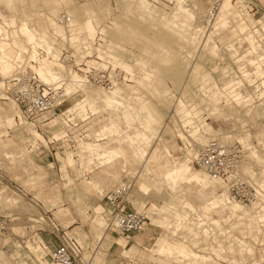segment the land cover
<instances>
[{"label": "rangeland", "instance_id": "374dc122", "mask_svg": "<svg viewBox=\"0 0 264 264\" xmlns=\"http://www.w3.org/2000/svg\"><path fill=\"white\" fill-rule=\"evenodd\" d=\"M135 1L70 0L65 4L58 3V0H0V12L11 15L7 18L1 16L6 18L4 20L11 29L9 43L15 41L14 44L19 45L17 49L11 44L15 54H11L10 49H6L7 53L17 57V53L26 51L29 45L36 42L39 46V41L41 46L51 47L56 53L55 58L50 52L53 59L45 61L55 60L56 63L49 64L52 70L59 71L62 67L65 90L72 94L59 106L58 119L38 120L36 123L28 122L10 100L0 101V250H4L9 257H13L17 250L21 258L26 260H12L13 264H40L33 260V254L26 247L27 241H32L36 234L48 247L44 263L53 264L49 254L63 241L66 232V236L79 240L86 251H95V264H116L118 260L125 264L123 258L115 260L120 251L114 242L121 237L127 240V234H119L109 225L112 210L106 201V194L115 186L130 180L129 203L126 202V206L147 216L144 229L130 233V245L136 252L124 251L120 256L128 258L130 264H264V104H259L260 101L255 99L251 114H246L247 106L239 107L229 97L228 89L224 88L227 81L241 80L243 83L234 82L233 88L242 93L253 92L254 84H250L241 72L245 69L247 72L255 70L249 62V59H254L253 48L243 35L232 37L231 30H237L233 19L240 16L247 28L257 29L254 36L261 47H256L258 50L253 52H258L264 62V0H231L232 8L228 11H235V15H231V21L219 25H213L218 13L214 15L218 1L221 3L223 0H148L152 3V13L148 15L140 13ZM180 5L186 11L180 12ZM62 13L69 16L68 26L72 27V32L68 40L72 45L83 48L84 55L96 53L128 74L130 82L124 80L109 89L117 91L116 96L123 101V107L118 110L105 109L101 98L92 99L95 95L91 90H87V93L84 88L70 84L69 77L75 72L57 60L60 42L52 38L50 31H56L54 26L60 24L55 22L54 17ZM211 13L213 16L209 20ZM163 14L168 19L161 18ZM87 17L94 18L96 32L93 39L86 33L83 24ZM165 20H169L168 23ZM183 20L189 26L183 29L185 31L186 28L185 32L188 33L186 38L182 28H175L178 25L175 21ZM170 21L172 24L169 28ZM22 23L27 27L24 31L20 29L24 26ZM25 30L28 33L26 35ZM31 30L38 35L35 41L31 39L35 35ZM204 32L212 34L209 46L195 47L192 41L194 35L204 38ZM42 33L45 36L47 33V39ZM39 36L45 44H42ZM225 36L233 38L234 47L221 41ZM27 37H31V40ZM87 42L90 46L85 45ZM214 42L217 48L212 49L210 45ZM54 43L57 44L55 49L52 47ZM7 45H4L5 48ZM162 52L168 53L170 58ZM5 57L10 58L8 55ZM142 61L148 63L145 71L139 64ZM191 61L199 67L197 72L195 70L189 75ZM10 66L8 60L4 64L0 63L1 72L9 73ZM147 70L152 73L149 80L144 78ZM262 79L259 77L256 81L260 83ZM66 86H70V91ZM91 87L103 88L95 85ZM260 87L264 89L262 84ZM155 89L161 92L168 89L169 93L160 95ZM176 98H181L187 107H190L189 101L196 106L197 115L193 119L199 125L201 135H192V128L184 127L181 114L175 111ZM227 98L229 101H226ZM77 106L84 107V114L78 108L75 109ZM136 111L141 117L149 119L155 132H150ZM123 115H127L128 122H124L126 126L120 127V130H128L126 135L129 133L128 136L134 140L124 142L126 135L118 131L119 126L115 134L112 130L116 127L110 130L113 134L110 131L107 133L112 136L104 137L107 134L103 133L101 137H95L94 131L104 123H109L111 119L117 121ZM238 116L247 123L242 124ZM161 120L164 122L162 137L158 131ZM32 130H37L43 138L33 135ZM247 133V142L252 148L240 137ZM148 136L149 139L144 142ZM212 138L240 144V172L246 180L244 190L255 194L252 203L242 205L232 200L230 189L221 181L224 186L219 183V187H222L220 193L229 198L225 206L222 203L216 206L196 205L194 202L195 206L190 208L184 204L189 197L175 190L194 187L187 188L178 183L177 188H171L166 179L155 181L160 177L155 175L152 166H149V173L150 169L139 153L141 146L149 153L151 146L162 148L160 143L164 142L169 147L177 148L167 153L169 164L166 167L169 170L175 165V159L181 158L185 162H188L185 158L192 159L190 145L204 144ZM80 141L90 142L91 148L88 152L84 151L87 154L80 148ZM106 143H111L108 144L110 147L103 149ZM115 145L124 150H116ZM43 147L51 148L48 160L42 159L47 151ZM91 149L95 152L98 150V153H90L93 152ZM115 151L120 156L116 161ZM100 153L105 155L99 158ZM68 157H73V164H69ZM62 160L70 165L66 169L73 181L68 186L64 185L67 179L61 177ZM195 167L193 169L200 170ZM101 176H104L105 181ZM141 183L147 184L146 191L140 189ZM56 201L61 202L56 205ZM96 204L102 206L99 211L95 210ZM235 204L237 207L232 208ZM58 205H63L60 214L57 212ZM23 225L24 234L15 229ZM80 231L85 236H80ZM100 232L107 233V236L100 238ZM125 248L128 249V246ZM1 259L0 264H3Z\"/></svg>", "mask_w": 264, "mask_h": 264}, {"label": "built area", "instance_id": "2783aa9c", "mask_svg": "<svg viewBox=\"0 0 264 264\" xmlns=\"http://www.w3.org/2000/svg\"><path fill=\"white\" fill-rule=\"evenodd\" d=\"M54 20L65 27L64 36L50 30L52 38L60 42L57 58L69 69L80 74L84 83L112 88L124 80L130 82L126 72L117 67L113 68L109 63H106L105 67L89 63L90 58L98 61L101 59L96 53L84 55L83 48H76L66 39V34L70 33L69 17L66 14L62 13L54 17ZM56 46L54 43L53 49ZM49 54L43 46L30 47L21 57L14 58L11 72L3 75L0 71V101L13 100L28 122L36 123L38 120L52 117L58 112L59 106L72 96L65 92L62 82L48 84L40 79L36 66L42 58L49 57ZM189 147L194 152L192 163L195 166L203 168L210 176L223 179L233 199L244 204L252 203L255 194L244 190L246 180L240 172V144L212 139L205 144H194ZM43 148L51 153V148ZM124 183L106 194V201L112 210L109 225L119 234L141 231L147 223V216L143 212L127 208L126 204L129 203L127 196L131 186L130 181ZM49 255L54 264H95L93 250L86 251L75 238L65 236Z\"/></svg>", "mask_w": 264, "mask_h": 264}, {"label": "crops", "instance_id": "0c3cea01", "mask_svg": "<svg viewBox=\"0 0 264 264\" xmlns=\"http://www.w3.org/2000/svg\"><path fill=\"white\" fill-rule=\"evenodd\" d=\"M62 2H64L65 4H67V3L70 2V0H60V1L58 0V3H62ZM1 16H5L7 18V17H9L11 15H7V14L5 15V14H2V12H0V43H2L4 45H7V43H8L9 46L7 45V48H5V49H7V50L10 49V50H12L11 51V54H15L14 48H12L11 44L9 43V40H10L9 38H10V35H11V29H10V27H8L7 21L4 20L6 18L1 17ZM226 19L228 21H226ZM231 19H232V17L229 18V16H224V20L221 21V22H219V23L225 24V23L231 21ZM233 20L236 23L235 24V28L237 30L236 31L231 30L232 31V37L237 38V37L243 35V38L249 42V44L251 45V48H253V50L257 51L258 48H256V47H258V46L261 47V44L256 40V38L254 36V33H255V31L257 29L254 31V30H251V29L247 28L246 22H245V20L243 18H241V16L238 17V18H235ZM219 23H217V24L219 25ZM83 24H85L86 31H87L86 33H88L89 36H92V39H93L94 38V35H95V32H96V27H95V24H94V18L93 17H87ZM56 26L57 27L54 26V28L56 30L55 33H57V34H59L61 36H64L65 27L62 26V25H59V26L56 25ZM54 28H52V29H54ZM69 30H70V33H71L72 32V27H69ZM198 30L200 31L199 33H201V29L198 28ZM128 35H130V33ZM134 35H135V32H134ZM203 35H204V38L203 37L200 38L198 36V40L195 41V42H193L195 44L194 45L195 47H197V46L198 47L199 46L200 47H207V46H209L208 41H210V39L212 38L211 32L210 33L209 32H206V33L204 32ZM65 37L68 40L69 33L66 34ZM232 37L231 36L222 37L221 41L223 43L227 44V46H229V47H234V43H232L233 42V38ZM210 47H212V49H215V48H217V44H215V42H214V44L210 45ZM253 50H251V51H252V53L254 55V59H249V62L253 65V67L255 68V70L253 72H247L246 69L244 71L241 70L242 74L247 78L248 82L250 84H254L253 92L246 91L245 93H242L241 91H236L233 88V83L236 82V80L235 81H227L225 83V86H224V88H227L228 89V93L230 94L229 97L231 99H233L235 101V103L237 105H239V107L247 106V113L246 114H249V115L251 114V111H252V109L254 107L253 103L255 102V99L256 100L258 99L260 101L259 104H264V89H262L260 87L261 84L264 86V62H263V60H261L262 59L261 56L260 57L258 56V52H255V51L253 52ZM236 52H237V50L235 49L234 50V53H236ZM254 53H256V55ZM165 59L171 60V59H168V58H165ZM144 62H145V66H146V64H148V63L146 61H144ZM190 66H191V71H190L189 75L190 74H193L195 70H196L195 72H197L199 65H197V67H196L194 65V62L191 61V65ZM145 68L142 67V69L144 71L146 70ZM253 74L255 76H253ZM205 75H207V73ZM151 76H152V73L149 72L148 70L146 72H144V78H146V79L149 80V78ZM259 77L263 78L260 83H258L256 81V79L259 78ZM240 82L243 83L241 80H240ZM240 82L237 81L236 84L237 83L240 84ZM112 91L117 95V91L116 90H112ZM155 91H156V93H158L160 95H162L164 92H165V94L169 93V90L168 89H166L164 92H161L159 89H155ZM226 101H229V98H227ZM126 103L127 104H131L129 102H126ZM189 104H190V107H187V105L184 103V101L181 98H176L175 111H177L178 113L181 114V120H182V123H183L184 127H186V128H189V127L192 128V130H193L192 133H191L192 135H196V134L201 135L200 134V127H199V125L196 124L195 121H194V119H193V116L197 115V111H195L196 110V106L193 103H191L190 101H189ZM263 111H264V109H263ZM255 113L257 114V112H255ZM137 114H138L140 120L145 125H147L149 127L150 132H155L154 131L155 129L150 125L149 119H147L145 117H141L138 112H137ZM126 117H127V115H126ZM237 118L238 119H241L240 116H238ZM127 119H128V117H127ZM239 121L242 124H244V125L247 123V122H245L246 120H244V122L242 121V119L239 120ZM159 123H160L159 124L160 126H158V131H159L160 136L162 137L161 129L164 126V122L161 120ZM179 135L181 137L185 138V136L183 135V133H180ZM160 136L158 135L157 137L158 138H161ZM237 136H240V135H237ZM248 136L249 135L247 133L243 137L242 136H240V137H241V139L243 141H245L246 143H248L247 142L248 141ZM198 138L201 139L200 137H198ZM148 139H149V136H148V138L144 142H147ZM108 144H111V143H106V145H103V149H108L110 147ZM160 144H161L162 148L157 147V146H151V149H150V152L149 153L144 149V147L141 146L139 148V153H140V155L142 157V160L145 162V164L148 166L149 169H150L149 166H152L155 175L160 177V179L155 180V181H159V182L160 181H163L165 179L164 176H166L167 173L170 170H174L175 167H176V162L178 160H181V158H178L177 160L175 159V161H174L175 165L172 168H170L169 170H167V167L166 166H167V164H169V159L167 157V153H171V151H175L177 148H175V147H173V148L172 147H169L167 144H165V142H164V144H162V143H160ZM115 147L119 151L124 150V148L121 147V146L115 145ZM90 148H91V145H90V142H89V144L87 145V148L86 149L88 150ZM249 148H252V146L250 144H249ZM122 153H124V152H122ZM44 154L42 155V159H44V160L47 159L48 160L50 158L49 153L48 152H44ZM69 154H71V152H69ZM147 154L149 155L148 157H147ZM185 159H189V158H185ZM73 160H74L73 157L72 158H69L68 157L69 164H73ZM69 164H66V162H64V160H62V164H61V177L63 179H67L66 182H64V185L65 186H68L73 181L72 178L68 175V172H67V169H66L67 166H70ZM190 165H191L192 176H190L189 178H187L186 181H183L182 182V180H180L179 183L182 186L185 185L188 182L189 183L191 182L190 184L193 185V182L195 183V181H196L195 174L200 175L201 176V179L203 181H206V182H211L212 180H215L214 177H209L206 174H204L203 172H201V171H199L197 169H193L194 166L192 165V163ZM123 171H125V169H123ZM117 173H119L118 172V169H117ZM149 173H151V169H150V172ZM101 177H102L101 179H103L105 181L104 176H101ZM106 178L109 179L108 177H106ZM124 182H128V180L127 181H124ZM222 187H217L216 188V192H217L216 193V196L213 197V198H211V199H204V197L198 192L197 189H192V188L185 189L184 188V190L183 189H180V190H175V191L183 192L185 195H187L189 197L187 200L184 201V204L186 206L190 207V208H193L195 206V205H193L194 202H195L194 204H196V205H206V206L211 205V206H216L218 203H222L225 206L229 202V198L226 197V196H224L223 195L224 193H220V191H218ZM147 188H148V186H147L146 183H141L140 184V189L141 190L146 191ZM46 193H48V192H46ZM221 196H223V197H221ZM202 199H204V200H202ZM59 202H61V201H59ZM59 202L56 201V202H54V204L57 205V203H59ZM236 207H237L236 204L232 206V208H236ZM101 208H102V206L100 204L99 205L96 204L95 210L99 211ZM62 210H63V205H58L57 212L59 213ZM82 211L85 212L86 210L83 209ZM15 229H19L22 234L25 233V231H24L25 230L24 225L23 226L15 227ZM78 233H79L80 236H85V233H83L81 231L78 232ZM66 235H68V234H66V232H65L64 233V236H66ZM99 235H100L99 236L100 238H101V236L102 237L103 236L106 237L107 236V233L100 232ZM69 237L70 238H73V236H70V235H69ZM79 243H80V241H79ZM16 244H17V246H20L18 243H16ZM114 244L116 245V247H118V250L120 252L118 253L119 256H116V259L115 258H113V259L118 260L119 258H121V259L123 258V260L126 261L125 264H130L129 263V260H127L128 258H126V257H120V256H122V252H124V251H127V252L130 251V253L131 252H136L135 251V248H132V246L130 245V233L127 234V240H125V238L121 237L118 240H116L114 242ZM80 245L82 246V244H80ZM120 246H121V248H119ZM126 246H128V249L125 248ZM26 247L33 254V256H34L33 260L35 262L37 261L40 264H46V263H44V260H46L45 253L48 250V247L44 243L43 239L40 238V236H37L36 234H34L33 237H32V241L31 240H28L27 241ZM120 249H123V251H121ZM93 252L95 253L94 250H93ZM6 254L7 253L4 250H0V258H2L1 260L4 262L3 264H13L11 262L12 260H17V261L23 260V261H26L25 259L21 258V254L17 250H16L15 254H13V257H12V255L9 257ZM118 254H115V255H118ZM94 258L95 257L93 256V261H94ZM51 263H53V262H51ZM94 263H95V261H94ZM122 263L123 262L122 261L119 262V260H118V262H116V264H122Z\"/></svg>", "mask_w": 264, "mask_h": 264}, {"label": "bare ground", "instance_id": "6f19581e", "mask_svg": "<svg viewBox=\"0 0 264 264\" xmlns=\"http://www.w3.org/2000/svg\"><path fill=\"white\" fill-rule=\"evenodd\" d=\"M131 2V1H130ZM136 2V1H135ZM151 2V1H150ZM148 0H137V2H136V4H135V6L137 5V3H138V9H139V11H140V13L142 12L144 15H145V13H147V15L149 14V13H152L151 11H152V8H151V5L150 4H152V3H150ZM176 4V3H175ZM217 5H218V7H217V12L215 13V15L214 16H216L217 15V13H218V16H216V18H215V21L213 22V24L215 25V24H217V23H219L223 18H224V16H229V18H231V17H233V16H231L232 14L233 15H235V11L234 12H232L231 10H229L228 11V9L231 7V0H223L221 3H219V1H218V3H217ZM131 6V5H130ZM136 7V8H137ZM155 8V7H154ZM232 8V7H231ZM136 10V9H135ZM178 10H180V12H183V11H186V8H184V7H182L181 5L179 6V9ZM233 10V9H232ZM158 11V10H157ZM143 15V16H144ZM146 15V16H147ZM151 15V14H150ZM166 15H167V17H169L168 16V14L166 13ZM166 15H162V17H161V15H160V17L161 18H163L164 17V19L165 18H167L166 17ZM152 16V15H151ZM176 16V15H175ZM210 17H208V19L210 20L211 19V16H213V13H211L210 15H209ZM69 17V16H68ZM159 17V18H160ZM42 18V17H41ZM183 18V17H182ZM213 18V17H212ZM168 19V18H167ZM166 19V20H167ZM173 19H174V17H173ZM26 20H28V19H26ZM29 20H30V18H29ZM161 20H163V19H161ZM165 20V22H167L168 23V21L169 20H171V18L168 20V21H166ZM176 20H177V18H176ZM172 22H173V20H171ZM170 21V22H171ZM23 22H24V20H23ZM169 22V25H168V27L170 26V24H172V22L170 23ZM178 22V25L176 24H174L176 27L175 28H182V30L181 31H183V29H184V26H186L187 27V29H188V23L187 22H185L184 20L183 21H175V23H177ZM25 23H26V21H25ZM24 23V24H25ZM174 23V22H173ZM180 23V24H179ZM23 23H22V26L24 25ZM32 24H33V22H32ZM116 24V23H115ZM26 25H27V23H26ZM167 25V24H166ZM174 25H172V27L174 26ZM28 27H29V29H31L30 28V26H29V24H28ZM120 27V26H119ZM7 28V27H6ZM118 28V27H117ZM170 28V27H169ZM20 29H23V31H24V29H27V27L24 25L22 28L20 27ZM20 29H19V33H20ZM124 29V28H123ZM172 29V28H171ZM177 30V29H176ZM175 30V31H176ZM175 31H174V33H175ZM185 31H186V28H185ZM185 31H183V33H185L184 35H185V38H186V36L188 35V33H186ZM31 33H35V31H30ZM177 32H179L180 33V31H177ZM22 34H23V32H21ZM25 35L26 34H28L27 32H26V30H25ZM31 33H29V34H31ZM182 33V32H181ZM43 34V33H42ZM176 34V33H175ZM178 34V33H177ZM187 34V35H186ZM31 35H33V34H31ZM35 35H36V33H35ZM34 35V36H35ZM44 35V34H43ZM52 35V34H51ZM182 35V34H181ZM183 35V36H184ZM197 35V36H196ZM196 35H194V37H193V42H195V41H197L198 40V34H196ZM34 36L31 38V37H27L28 39H33L34 41H35V39H37V37H38V35H36L35 37L36 38H34ZM41 36V35H40ZM40 36H39V38H40ZM46 36H47V33H46ZM45 35H44V37L47 39V37H46ZM50 36V35H49ZM44 37H42V38H44ZM180 37H182V36H180ZM188 37V36H187ZM44 38V39H45ZM85 38V37H84ZM15 39V38H14ZM14 39L12 40V41H14ZM28 39H27V42H30V41H28ZM30 39V40H31ZM82 39V38H81ZM40 40L42 41V44L44 43L43 42V40L40 38ZM151 41H154V40H151ZM32 42V41H31ZM14 43H15V41H14ZM13 42H11V44L13 45V47H15V48H17V46H19V45H17V44H14ZM33 43V42H32ZM31 43V44H32ZM38 43H40V45L38 44ZM37 44L39 45V46H41V42L39 41ZM154 43V42H153ZM45 44V43H44ZM47 44H48V41H47ZM16 45V46H15ZM48 45H50V44H48ZM83 45V44H82ZM85 45H89V43L87 42V44H85ZM159 45V44H158ZM34 46H37L36 45V42H35V44H33V45H29V47L28 48H30V47H34ZM84 46V45H83ZM90 46V45H89ZM44 47V46H43ZM52 47H53V45H52ZM85 47V46H84ZM162 47H164L163 45H162ZM161 47V48H162ZM27 48V49H28ZM46 48V47H45ZM88 48V47H87ZM18 49V48H17ZM47 49V51L50 53V52H52L51 54L53 55V57L56 55V53L54 52V51H52V49H51V47H48V48H46ZM55 49V48H54ZM164 49H166V48H164ZM23 50V49H22ZM167 50V49H166ZM165 50V51H166ZM25 51V50H24ZM24 51H22V52H18L17 53V57H21L22 56V54H23V52ZM86 51V50H85ZM164 51V52H165ZM2 52H3V54H2ZM88 52V51H87ZM164 52H162L164 55H166V53H164ZM170 52V51H169ZM33 53V52H32ZM2 55H4V57L2 56ZM5 55H8L10 58H7V57H5ZM50 55V54H49ZM57 55H58V53H57ZM167 55H168V53H167ZM166 55V56H167ZM2 56V57H1ZM98 58H100L101 59V61H98V60H96V59H91V60H89L88 62L89 63H92V64H96L97 66H102V67H105L107 64H108V62H106V61H104L99 55H96ZM170 55H168L167 57H169ZM172 57V56H171ZM14 58H16V57H12V56H10L8 53H7V51H6V49H5V47L4 46H2L1 44H0V63L1 64H4V63H6L7 62V60H8V62L11 64V66H12V68L14 67V63H13V60H14ZM55 58V57H54ZM170 58V57H169ZM47 59H53L52 58V56L50 55L49 57H47V58H42L40 61H39V64L36 66V71H37V73H38V75H39V77H40V79L42 80V81H44L45 83H48V84H59V83H63L64 85H65V80H63V78L64 77H62V73H63V71H62V67L61 68H59V71L57 70H52V69H50L49 68V64L50 63H56L55 62V60H52V61H45V60H47ZM172 59V58H171ZM58 60V59H57ZM59 61V60H58ZM107 63V64H106ZM142 63V64H141ZM142 67H144L145 68V64L143 63V61L142 62H140L139 63ZM144 64V65H143ZM10 66V67H11ZM58 66H60L59 64H58ZM112 67L113 68H115V67H117L116 65L115 66H113L112 65ZM126 67H128V66H126ZM6 68V67H5ZM7 68H9V67H7ZM6 68V69H7ZM12 68H11V70H12ZM118 68V67H117ZM5 69V70H6ZM120 69V68H119ZM124 69H125V67H124ZM129 69V68H128ZM126 70H127V68H126ZM1 71V70H0ZM7 71V70H6ZM70 71H73V70H71L70 69ZM123 71V70H122ZM125 71V70H124ZM11 72V71H10ZM75 72V71H74ZM129 72V71H128ZM2 73V72H1ZM75 73H77V72H75ZM74 73V75L72 74L71 75V78L69 77V82H70V84H73L76 88H78V87H82V88H84L83 90L85 91V92H87V90H91L93 93H94V97L92 96V99L93 100H96V99H94V98H101L102 99V104H103V107L105 108V109H109V108H111V110L112 109H114V110H118L120 107H123V101L120 99V98H118L117 96H116V94L114 93V92H112L111 90H109V89H112V88H105L104 89V87L102 88V89H94V88H92L91 86H89V84H87V83H84V79L83 78H81V75L79 74V75H77V74H75ZM3 74V73H2ZM6 74H8V73H5V74H3V75H6ZM68 80V79H67ZM68 86H66V89L67 90H69V87L67 88ZM107 89V90H106ZM64 90H65V86H64ZM70 91V90H69ZM65 92L67 93V91L65 90ZM88 93V92H87ZM7 100H10L12 103H14V105L18 108V110L19 111H21V109L17 106V104L13 101V100H11V99H7ZM82 102V101H81ZM78 105H79V103H78ZM114 107V108H113ZM76 108H78L80 111H82V110H84V107H75V109ZM74 109V110H75ZM70 110V109H69ZM71 110L72 111H74L72 108H71ZM78 110V111H79ZM71 111V112H72ZM22 113V112H21ZM87 113V112H86ZM77 114H81V113H78L77 112ZM82 114H84L83 113V111H82ZM81 114V115H82ZM23 115V114H22ZM60 116V114H58V112H55L53 115H52V117H49V118H46V119H50L51 118V120L50 121H52V120H54V119H58V117ZM24 117V116H23ZM53 118V119H52ZM121 118V119H120ZM119 119H117V121H114L113 119H111V121L108 123V122H106V123H104L99 129H97V131H94V135H95V137L96 136H102L103 135V133H105V135L110 131V130H112L114 127H116V128H114V130L115 129H117L118 128V126H119V130L118 131H122V130H120V127H121V129H122V127L124 126V128H125V126L126 125H124V122L125 123H127L128 122V119H127V117H126V115H123L122 117H120ZM0 124H1V119H0ZM123 128V129H124ZM30 129V128H29ZM31 130V129H30ZM112 130V132L114 133V132H116L117 130ZM128 130H126L125 132L124 131H122V133L124 132L125 134L124 135H126V132H127ZM32 132V134L33 135H35L36 137H39V138H41L42 136H40V134L38 133V131L37 130H32L31 131ZM111 131L109 132V133H111V134H113ZM120 132H118V134L120 133ZM89 134V133H88ZM111 134H107V136H104V137H109V135L110 136H112ZM115 134V133H114ZM117 134V133H116ZM121 134V133H120ZM128 135H129V133H127ZM93 135V136H94ZM124 135H123V137H124ZM128 135H126V137H124V140L122 139L123 137L122 136H120L121 137V140H123L124 142H126L125 140H130V141H132V140H134L133 139V137H131V136H128ZM135 135V134H134ZM92 136V137H93ZM114 136V135H113ZM117 136V135H116ZM137 137H139V136H137ZM230 137V136H229ZM229 137H227V139L229 138ZM43 138V137H42ZM91 138V137H90ZM98 138V137H97ZM80 140V139H79ZM212 140V139H211ZM80 145H81V149H83V152L84 151H87V145L89 144V142H81L80 141ZM207 143V142H206ZM131 144V143H130ZM205 144V143H204ZM132 145V144H131ZM115 149H116V147H115ZM91 150H93V149H91ZM91 150H89V151H91ZM116 150H118V149H116ZM119 151V150H118ZM118 151H115V152H117L115 155H117V156H115L114 158H116L115 159V161L117 160V157L119 158L120 156L118 155ZM88 152V151H87ZM87 152H84V153H86L87 154ZM95 151L93 150V152H90V153H94ZM99 152H100V150H99ZM103 152V151H102ZM113 152V151H112ZM95 153H98V150H96V152ZM86 154H84V155H86ZM102 154V155H101ZM107 154V153H106ZM113 154V153H112ZM193 154H194V152H193V149H192V156H193ZM83 155V154H82ZM94 155V154H93ZM98 155V154H97ZM100 155V157L99 158H101L102 156H104L103 155V153H100L99 154ZM114 155V154H113ZM86 157V156H85ZM113 157V156H112ZM99 158H97V159H99ZM113 159V158H112ZM177 160V159H176ZM115 161L113 160L112 162V164H114L115 163ZM188 162H185V161H183L182 159L180 160V161H177L176 162V167H175V169L174 170H170L168 173H167V175L166 176H164L165 177V179H166V183H168L169 184V186L172 188H177V185H178V183L180 182V180H182V182L183 181H186L187 180V178H189L190 176H192V173H191V163H192V159L191 160H187ZM192 165L195 167V165L192 163ZM108 168H111V167H108ZM196 168V167H195ZM198 168H200V167H198ZM142 169V168H141ZM144 170V169H143ZM205 171L203 168H200V170L199 171H201V172H203V171ZM149 171V170H148ZM150 172V171H149ZM206 172V171H205ZM205 172H203L204 174H206L207 176H209V177H212V176H210V175H208L207 173H205ZM194 176V175H193ZM195 176H196V181H195V183L193 182V185H191L189 182L188 183H186L185 185L187 186V188L188 187H194V189H197L198 190V192L204 197V199H209V198H213V197H215V194L217 193L216 192V188L217 187H219V185L221 184V181H222V183L224 182L225 184H226V186H227V183L223 180V179H221V178H219V179H217L216 177H214L215 178V180H212L211 182H206V181H203L202 179H201V176L200 175H198V174H195ZM165 181V180H164ZM220 183V184H219ZM97 184V183H96ZM123 184H125V183H122V184H119V185H117V186H115V188H117V187H120V186H122ZM222 186H224L223 184H221ZM130 186H131V184H130ZM179 187V186H178ZM114 188V189H115ZM193 189V188H192ZM180 190V189H179ZM218 191H220V189L218 190ZM229 196H230V198L232 199V200H234V201H237V200H235V199H233L232 197H231V195L229 194ZM204 199H202V200H204ZM201 200V199H200ZM237 202H239V201H237ZM240 203V202H239ZM242 204V203H241ZM242 205H244V204H242ZM142 213V212H141ZM111 221V220H110ZM65 237H67V238H69L68 236H65ZM256 264V263H255Z\"/></svg>", "mask_w": 264, "mask_h": 264}]
</instances>
